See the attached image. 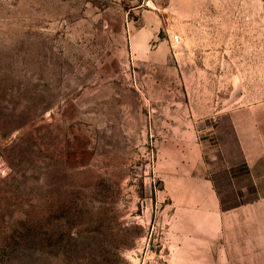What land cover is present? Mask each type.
<instances>
[{"label":"rangeland","instance_id":"1","mask_svg":"<svg viewBox=\"0 0 264 264\" xmlns=\"http://www.w3.org/2000/svg\"><path fill=\"white\" fill-rule=\"evenodd\" d=\"M169 2L0 0V264H162L179 233L161 176Z\"/></svg>","mask_w":264,"mask_h":264},{"label":"crops","instance_id":"2","mask_svg":"<svg viewBox=\"0 0 264 264\" xmlns=\"http://www.w3.org/2000/svg\"><path fill=\"white\" fill-rule=\"evenodd\" d=\"M166 9L177 19L179 105L162 111L161 176L179 233L162 264H264V0H170ZM147 49L133 44L137 57ZM243 50L259 52L236 57ZM156 54L139 63L153 69ZM226 188L236 194L229 203Z\"/></svg>","mask_w":264,"mask_h":264},{"label":"built area","instance_id":"3","mask_svg":"<svg viewBox=\"0 0 264 264\" xmlns=\"http://www.w3.org/2000/svg\"><path fill=\"white\" fill-rule=\"evenodd\" d=\"M179 41V35L175 34L173 35V42H178Z\"/></svg>","mask_w":264,"mask_h":264}]
</instances>
